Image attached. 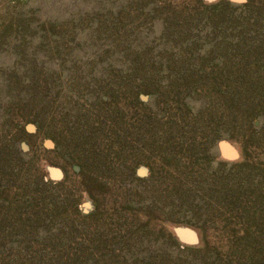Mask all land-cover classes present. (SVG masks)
<instances>
[{
    "label": "rangeland",
    "instance_id": "374dc122",
    "mask_svg": "<svg viewBox=\"0 0 264 264\" xmlns=\"http://www.w3.org/2000/svg\"><path fill=\"white\" fill-rule=\"evenodd\" d=\"M0 264H264V0H0Z\"/></svg>",
    "mask_w": 264,
    "mask_h": 264
}]
</instances>
